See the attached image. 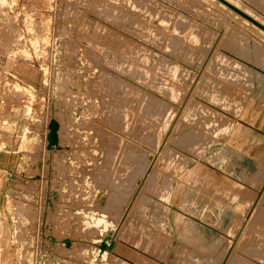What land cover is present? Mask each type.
I'll return each instance as SVG.
<instances>
[{
    "label": "rangeland",
    "instance_id": "obj_1",
    "mask_svg": "<svg viewBox=\"0 0 264 264\" xmlns=\"http://www.w3.org/2000/svg\"><path fill=\"white\" fill-rule=\"evenodd\" d=\"M218 1L0 0V264H264V182L221 235L169 230L176 174L264 117V0Z\"/></svg>",
    "mask_w": 264,
    "mask_h": 264
},
{
    "label": "crops",
    "instance_id": "obj_2",
    "mask_svg": "<svg viewBox=\"0 0 264 264\" xmlns=\"http://www.w3.org/2000/svg\"><path fill=\"white\" fill-rule=\"evenodd\" d=\"M215 145L211 154L185 165L172 182L167 203L169 230L172 235L189 237L188 242L202 243L221 235L225 225L243 220L264 182V117L238 122ZM7 161L0 162V170L10 176ZM178 222L184 229L180 233L176 232ZM171 253L172 264L178 258L173 244L168 257Z\"/></svg>",
    "mask_w": 264,
    "mask_h": 264
},
{
    "label": "bare ground",
    "instance_id": "obj_3",
    "mask_svg": "<svg viewBox=\"0 0 264 264\" xmlns=\"http://www.w3.org/2000/svg\"><path fill=\"white\" fill-rule=\"evenodd\" d=\"M213 2H217L218 0H212ZM228 1V0H227ZM230 2V1H229ZM234 2V1H233ZM217 3H219V1L217 2ZM231 3V2H230ZM239 5V4H238ZM241 7V6H240ZM231 11V10H230ZM244 11V10H243ZM248 11V10H247ZM232 12V11H231ZM247 14H248V12H246ZM249 13H251V12H249ZM238 15V14H237ZM252 16H253V14H252ZM240 17V16H239ZM243 18V17H242ZM246 20V19H245ZM259 20V19H258ZM261 22V21H260ZM261 23H263V22H261ZM263 25H264V23H263ZM253 26V25H252ZM254 27V26H253ZM255 28V27H254ZM258 30V29H257ZM260 30V29H259ZM3 95V94H2ZM146 104V103H145ZM147 106L148 105H145L144 106V108H147ZM147 110V109H146ZM152 112V111H151ZM194 113V112H193ZM6 114V113H5ZM192 116V115H191ZM139 121H141V120H139ZM138 121H134V123H133V125H132V127H133V130H138L137 129V127H138ZM183 126V125H182ZM135 132V131H134ZM191 133V132H190ZM135 134V133H134ZM133 135V134H132ZM116 137V136H115ZM104 138V137H103ZM106 140H108L109 141V143H108V146H109V148L110 149H112L113 147V142H112V140H113V138L112 137H109V136H107V139ZM114 141V140H113ZM119 142H120V144H118V145H120L121 146V144H122V140H119ZM116 144V143H115ZM127 144V143H126ZM133 144V143H132ZM129 145L131 146V143H129ZM134 145V144H133ZM126 147H127V145H126ZM113 151V150H112ZM112 151H110V152H112ZM124 151H125V153H124V155H123V158H122V161H123V164L126 166V167H129L130 169V171H131V176H130V179H129V183H130V186H128V188L129 187H132L131 186V182H133L132 180H134V178H133V176H134V173H133V171H132V169H136L135 167L137 166L136 165V163H138V160H139V157H140V155H139V152H138V146H131V147H127V148H124ZM113 154V153H112ZM110 156H112V155H110ZM109 156V157H110ZM115 168V167H114ZM110 169V168H109ZM109 169H107V167H105V176H107L106 174H107V172H108V170ZM113 172V171H112ZM154 174V173H153ZM109 175H110V173H109ZM111 175H112V173H111ZM122 175V170L120 171V173H119V176H118V180L117 181H115V183H116V185L115 186H120V184H117V182L118 181H121V176ZM169 177V176H168ZM123 178V177H122ZM129 178V177H128ZM174 178V177H173ZM106 179V178H105ZM111 180V179H110ZM108 181V180H107ZM112 181V180H111ZM123 181V180H122ZM135 181V180H134ZM166 182V181H165ZM134 183V182H133ZM167 183V182H166ZM169 183V182H168ZM122 184V183H121ZM129 185V184H128ZM125 186H127V185H125ZM133 186H135V185H133ZM114 187V186H113ZM127 188V187H126ZM168 189V188H167ZM125 188L122 190L123 192L122 193H124V194H122V195H120L121 193H119L117 190L116 191H112V194H113V198H111L112 200L107 204V213L110 215H112V216H117L118 214L119 215H121L122 214V211H123V203H122V199H121V197L120 196H124V195H127V192H126V194H125ZM130 190H131V188H130ZM128 191V190H127ZM129 192H131V191H129ZM131 194V193H130ZM109 199V198H108ZM106 201V200H105ZM122 204V205H121ZM106 209V208H105ZM263 209V208H262ZM105 211V210H104ZM110 215V216H111ZM111 219H113V218H111ZM116 219V218H115ZM258 219V218H257ZM257 222V221H256ZM253 230H255V229H253ZM258 230V229H257ZM262 230V229H261ZM264 240V239H263Z\"/></svg>",
    "mask_w": 264,
    "mask_h": 264
},
{
    "label": "water",
    "instance_id": "obj_4",
    "mask_svg": "<svg viewBox=\"0 0 264 264\" xmlns=\"http://www.w3.org/2000/svg\"><path fill=\"white\" fill-rule=\"evenodd\" d=\"M221 2L225 3L226 5H228L230 8H232L233 10L243 14L244 16H246L247 18L250 19V17L248 15H246L245 13H243L242 11H240L237 7H235L234 5H232L230 2H228L227 0H220ZM256 23V21H254ZM258 24V23H257ZM260 25V24H259Z\"/></svg>",
    "mask_w": 264,
    "mask_h": 264
}]
</instances>
